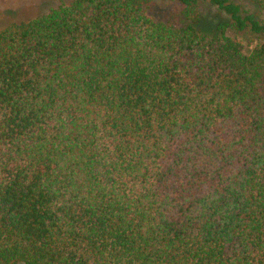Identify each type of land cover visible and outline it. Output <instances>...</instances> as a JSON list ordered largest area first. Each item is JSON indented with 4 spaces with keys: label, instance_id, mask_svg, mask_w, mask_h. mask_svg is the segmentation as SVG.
Returning <instances> with one entry per match:
<instances>
[{
    "label": "trees",
    "instance_id": "1",
    "mask_svg": "<svg viewBox=\"0 0 264 264\" xmlns=\"http://www.w3.org/2000/svg\"><path fill=\"white\" fill-rule=\"evenodd\" d=\"M172 2L0 31V264H264V20Z\"/></svg>",
    "mask_w": 264,
    "mask_h": 264
},
{
    "label": "rangeland",
    "instance_id": "2",
    "mask_svg": "<svg viewBox=\"0 0 264 264\" xmlns=\"http://www.w3.org/2000/svg\"><path fill=\"white\" fill-rule=\"evenodd\" d=\"M75 0H0V31L24 22L32 21L42 15L49 13L64 5H71ZM156 6L154 15L160 20H165L173 8L172 0H155ZM243 6L244 10L255 13L264 20V8L255 4L252 0H235ZM204 15L209 21L215 19L219 12L205 4L201 7ZM207 29V33H210ZM228 36L236 38L239 42L247 46V38L242 34H236L235 31H229ZM259 43V42H258ZM257 43V44H258Z\"/></svg>",
    "mask_w": 264,
    "mask_h": 264
}]
</instances>
